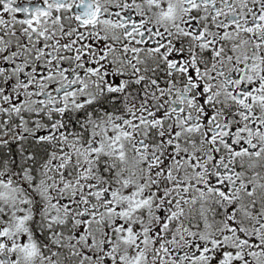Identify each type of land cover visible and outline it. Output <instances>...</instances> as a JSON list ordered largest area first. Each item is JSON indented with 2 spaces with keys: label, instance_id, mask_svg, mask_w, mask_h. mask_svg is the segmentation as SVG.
Returning a JSON list of instances; mask_svg holds the SVG:
<instances>
[{
  "label": "snow or ice",
  "instance_id": "6c2138e0",
  "mask_svg": "<svg viewBox=\"0 0 264 264\" xmlns=\"http://www.w3.org/2000/svg\"><path fill=\"white\" fill-rule=\"evenodd\" d=\"M0 264H264V0H0Z\"/></svg>",
  "mask_w": 264,
  "mask_h": 264
}]
</instances>
